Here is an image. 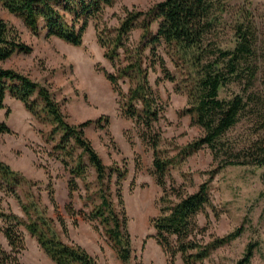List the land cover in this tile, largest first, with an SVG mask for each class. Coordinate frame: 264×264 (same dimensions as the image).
<instances>
[{"label":"rangeland","instance_id":"1","mask_svg":"<svg viewBox=\"0 0 264 264\" xmlns=\"http://www.w3.org/2000/svg\"><path fill=\"white\" fill-rule=\"evenodd\" d=\"M162 0H116L105 9L103 20L108 27H117L125 17L124 9L146 12ZM224 6L221 24L215 25L212 39L225 43L232 38L235 12L244 6L253 14L258 33V46L263 61L258 80L248 91L240 85H230L220 97L231 99L235 95L255 93L256 102L240 122L224 134L211 151L204 145L186 157L183 149L205 136L204 130L194 124L189 114V96L184 72L172 65L164 44H155L154 54L145 53L149 84L159 99L160 119L154 124L150 137H159L158 151L161 160L171 159L165 178L170 199L177 202L178 195L194 193L203 182L209 183L210 199L218 216H197V230L191 234L195 241L206 244L215 238H226L237 233L229 242L212 251L197 264H236L243 259L247 247L254 245L249 264H264V166L229 165L230 153L246 159L255 154V143L264 147V0H220ZM0 19L12 26L20 40L32 48L29 54L15 53L0 62V68L11 69L29 76L49 87L59 103L66 121L79 125L106 117L101 125H90L85 136L91 142L108 177L103 185L97 181L95 169L86 156L85 178H75L76 190L69 194L71 175L64 167H71L81 150L71 142V157L67 151L56 148L62 133L51 136L53 127L38 121L24 105L9 94L6 109L0 110V121L5 122L12 134H0V161L15 173L13 181L0 182V211L13 213L26 223L43 217L51 221L56 234L63 242L84 248L97 264H121L104 228L89 214L100 204L101 195L112 201L115 210L127 218V232L131 240L130 264H170L168 256L155 239L151 219L159 215L163 195L154 175L152 149L143 141L136 123L122 115L117 94L104 72L115 73L104 58V50L97 42L94 24L86 30L81 46H72L58 38H46L45 33L34 35L21 19L9 14L0 5ZM138 25L130 33L129 42L137 45L142 29ZM159 21L151 26L156 34ZM166 69L172 79L164 74ZM124 93L128 84L122 83ZM256 155V154H255ZM243 161V160H241ZM125 174L120 178L113 169ZM121 195L119 203L117 191ZM54 197V203L50 195ZM28 207L26 215L23 206ZM1 225V222H0ZM63 227V228H62ZM65 229V230H64ZM19 230L25 248L17 256L20 264H55L41 248L35 236L26 227ZM0 246L11 252L4 234L0 232ZM174 264H183L177 254Z\"/></svg>","mask_w":264,"mask_h":264},{"label":"trees","instance_id":"2","mask_svg":"<svg viewBox=\"0 0 264 264\" xmlns=\"http://www.w3.org/2000/svg\"><path fill=\"white\" fill-rule=\"evenodd\" d=\"M116 0H0L1 7L9 14L22 20L23 25L34 35L45 33L46 38L55 37L72 46L79 47L91 23L94 24L97 42L104 50V58L112 65L115 73L104 72L113 91L120 98L122 115L133 120L140 128L144 142L152 149L154 175L163 195L159 215L151 219L156 234L155 239L170 264H174L180 254L183 264H197L208 258L213 250L229 242L237 233L226 238H215L206 244L195 241L191 234L197 230V216H208L210 209L218 216L210 199L208 182H203L198 189L185 196L178 195L177 202L167 193L165 178L169 172L171 159L159 158V137H150L154 124L160 119L159 99L152 90L146 66L147 50L154 54L155 44H164L172 65L184 72L190 107L185 111L194 124L200 126L205 136L183 149L188 157L204 145L215 151L218 142L226 132L235 127L242 116L249 110L250 104L256 102L253 92L235 95L231 99L221 98V91L230 85L243 86L245 93L250 91L258 80L260 63L263 58L258 46V33L251 11L239 7L235 12L237 18L232 25L231 40L221 43L212 39L216 24H221L224 6L220 0H162L146 12L124 9L125 17L117 27H108L103 20L106 8L113 6ZM245 1V0H244ZM142 19V34L137 45L129 42L130 33ZM159 21L156 34L151 26ZM32 48L24 44L17 31L0 19V62L8 60L15 53L29 54ZM164 74L171 80V74ZM122 83L128 84L126 93ZM19 100L26 111L38 121L53 127L51 136L61 132L60 150L67 151L71 157V142L81 150L69 167V194L77 188L75 178H85L86 156L95 169L97 181L103 185L108 177L101 158L85 136V129L92 124L101 125L107 121L100 117L96 121L87 120L75 126L66 121L59 103L46 85H42L29 76L11 69L0 68V110L6 109L7 95ZM250 111V110H249ZM264 117V115H262ZM264 126V125H263ZM5 122L0 121V134H12ZM253 151L246 159L239 154L230 153L229 165L264 166V147L255 143ZM243 160V161H241ZM120 178L125 174L120 169H113ZM16 173L0 161L1 180L13 181ZM13 178V180L11 179ZM119 203L121 195L117 191ZM101 202L89 214L90 220H97L104 228V236L110 242L121 264H130L131 240L127 232V218L118 213L112 201L101 195ZM50 200L54 203L51 193ZM23 206L26 215L28 207ZM0 232L4 234L11 252L7 253L0 246V264H20L18 255L25 248V241L19 230L24 226L36 237L41 248L55 264H97L84 248L67 244L60 240L52 227L51 221L39 217L33 221L30 217L26 223L13 213L0 211ZM63 228V227H62ZM65 230V229H64ZM254 245H249L246 254L236 264H249Z\"/></svg>","mask_w":264,"mask_h":264}]
</instances>
